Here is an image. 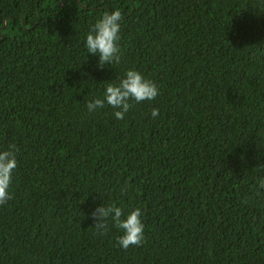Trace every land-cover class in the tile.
Returning a JSON list of instances; mask_svg holds the SVG:
<instances>
[{
    "label": "trees",
    "instance_id": "trees-1",
    "mask_svg": "<svg viewBox=\"0 0 264 264\" xmlns=\"http://www.w3.org/2000/svg\"><path fill=\"white\" fill-rule=\"evenodd\" d=\"M117 9L120 63L98 67L85 35ZM130 69L158 96L89 112ZM9 144L0 264H264V0H0ZM101 204L140 209L144 242L95 233Z\"/></svg>",
    "mask_w": 264,
    "mask_h": 264
},
{
    "label": "clouds",
    "instance_id": "clouds-1",
    "mask_svg": "<svg viewBox=\"0 0 264 264\" xmlns=\"http://www.w3.org/2000/svg\"><path fill=\"white\" fill-rule=\"evenodd\" d=\"M121 12L117 9L111 13L105 12L85 35V47L89 55L98 57V67L120 63V48L118 41L121 30ZM159 94L156 84L142 76L136 70L124 73L119 83L106 82L102 98H93L87 102L89 112L103 108L105 104L112 107L116 119H124L132 107L131 102L140 103L152 101ZM158 109H153L151 115L155 118ZM15 144H9L0 150V205L11 199L9 187L12 184L13 173L17 168V152ZM258 188L264 189V177L258 179ZM95 233L104 235L109 230V224L122 234L117 237L116 244L126 250L130 246H140L144 240V224L140 209L125 213L115 204L100 205L91 213Z\"/></svg>",
    "mask_w": 264,
    "mask_h": 264
}]
</instances>
